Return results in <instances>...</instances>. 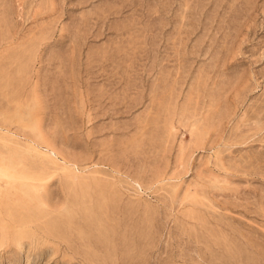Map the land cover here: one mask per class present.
I'll return each instance as SVG.
<instances>
[{"label":"rangeland","instance_id":"374dc122","mask_svg":"<svg viewBox=\"0 0 264 264\" xmlns=\"http://www.w3.org/2000/svg\"><path fill=\"white\" fill-rule=\"evenodd\" d=\"M0 264H264V0H0Z\"/></svg>","mask_w":264,"mask_h":264}]
</instances>
